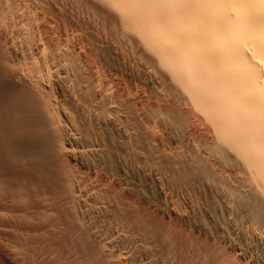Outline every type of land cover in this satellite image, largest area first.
<instances>
[{
    "label": "bare ground",
    "instance_id": "bare-ground-1",
    "mask_svg": "<svg viewBox=\"0 0 264 264\" xmlns=\"http://www.w3.org/2000/svg\"><path fill=\"white\" fill-rule=\"evenodd\" d=\"M0 264H264V0H0Z\"/></svg>",
    "mask_w": 264,
    "mask_h": 264
},
{
    "label": "rangeland",
    "instance_id": "rangeland-1",
    "mask_svg": "<svg viewBox=\"0 0 264 264\" xmlns=\"http://www.w3.org/2000/svg\"><path fill=\"white\" fill-rule=\"evenodd\" d=\"M145 97H146V100L149 102V104H152V103L154 104L158 102V99L149 92L146 94ZM155 100L156 102H154ZM164 128L165 126H161L158 131L161 137L163 136L164 138H166L167 147L173 153H175L174 154L175 156H178V155L186 156V154L188 153L187 147L184 143L183 144L181 143L182 140H181V137L179 136V133L177 134V132L179 131L177 130L176 125L172 123H168L166 128L165 129ZM162 129H163V132H162ZM167 133H168V136H167ZM167 137L169 138L167 139ZM176 148L178 151L176 150ZM129 156H130L129 161L131 162L128 161L125 163H123V161L121 162L117 157L112 158V162H113L112 164L115 169L114 171L117 173L118 176L120 177H124L126 175L129 176L130 177L129 179H131L136 185H142V187L146 189L149 195H151L152 197H155L161 200L166 199L175 205H178L179 203L181 205L182 203V208L185 206L184 210L190 216L197 215V218H199L201 217L200 216V212H201L203 213L202 215H206L208 218H210V214L208 213V210L205 207L201 208L202 204L200 206L199 202H195L197 200H195L194 198V192H193L194 187L193 186H184L182 183L179 184L180 182H178L176 179L170 176L171 174L170 175L168 174L167 171H169V169L161 166L160 164L155 165V163L154 164L148 163L142 160H140L138 164L137 162L132 160L131 153L129 154ZM170 172L171 171H169V173ZM123 173H124V176H122Z\"/></svg>",
    "mask_w": 264,
    "mask_h": 264
}]
</instances>
